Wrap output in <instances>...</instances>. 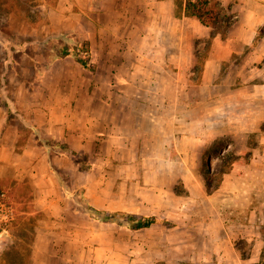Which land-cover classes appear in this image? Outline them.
Returning <instances> with one entry per match:
<instances>
[{"label":"rangeland","instance_id":"rangeland-1","mask_svg":"<svg viewBox=\"0 0 264 264\" xmlns=\"http://www.w3.org/2000/svg\"><path fill=\"white\" fill-rule=\"evenodd\" d=\"M221 1L232 19L227 33H258L264 0ZM99 2L0 0V106L4 127L17 133L10 158L0 159V264H236L226 261L224 239L229 236L243 264H264V167L253 161L263 150L238 146L237 151L235 145L228 147L232 138L219 137L202 160L200 152L188 154L198 164L175 167L173 182L172 168L143 159L157 154L151 150L154 145L130 151L124 133L117 143L97 140L78 150L87 157L81 160L89 169H82L74 156L59 154L53 161L38 145L25 147L32 133L44 131L30 121L23 106L48 66L46 49L61 42L62 34L87 37ZM244 50L251 65H263L264 39ZM61 68L51 74L57 78V94ZM82 88L78 92L86 93L88 88ZM128 138H134L136 149L138 138ZM37 143L42 144L39 139ZM136 154L140 160L132 158ZM232 167L238 178L230 188L219 189ZM215 190L218 194L211 197ZM87 205L155 216L157 223L134 230L102 222L86 211Z\"/></svg>","mask_w":264,"mask_h":264},{"label":"crops","instance_id":"crops-1","mask_svg":"<svg viewBox=\"0 0 264 264\" xmlns=\"http://www.w3.org/2000/svg\"><path fill=\"white\" fill-rule=\"evenodd\" d=\"M99 3L98 12L88 21L91 29L87 35L95 69L84 68L72 56L46 68L38 88L30 89L27 106L21 105L36 127L76 150H84L87 143L97 140L117 143L122 133L130 151L141 152L149 149L148 143L154 145L151 150L158 155L143 159L154 166L172 168L173 182L177 178L175 167L198 164L197 158L191 156L195 160H189L188 154L196 156L200 152L202 160L219 137L232 138L228 147L235 145L237 151L238 146L264 151V63L254 67L244 53L246 45H254L255 29L231 31L226 36L213 32L187 14L186 0ZM65 61L70 64L65 65ZM56 67H62L60 94L53 90L57 78L51 74ZM83 73L87 74L84 80ZM82 87L88 90L80 94L78 89L84 91ZM4 115L0 106V159L6 160L17 133L4 127ZM128 136L138 138L136 149L134 138ZM37 141L32 133L25 147L36 144L53 161L62 157L48 152ZM263 154L257 159L255 153L253 160L261 168ZM132 158L141 157L136 154ZM238 175L232 167L224 173L219 189L230 188ZM217 190L211 197L218 194ZM225 192L231 195L229 190ZM225 229L229 231L228 226ZM224 241L228 246L226 261L243 264L231 236Z\"/></svg>","mask_w":264,"mask_h":264},{"label":"trees","instance_id":"trees-1","mask_svg":"<svg viewBox=\"0 0 264 264\" xmlns=\"http://www.w3.org/2000/svg\"><path fill=\"white\" fill-rule=\"evenodd\" d=\"M228 9L224 8L220 0H186V12L188 15L198 18L202 24L212 28L213 32L227 35L228 28L232 24L231 16L228 15ZM264 37V23L258 29L255 41ZM58 38L61 42L54 43L50 49H46L45 57L48 61V68L53 62L68 56H72L76 62L84 68L94 70L96 65L93 59L91 43L87 37L74 39L66 34ZM37 138L41 141L48 152H55L60 155L74 156L75 161L82 169H89L90 166H83L82 157L78 150L72 148L68 143L56 139L52 135H44L38 131ZM61 181V176L58 174ZM86 211L95 219L102 222H112L123 227L134 230L148 228L157 223L155 216L138 215L126 211H109L97 208L93 205H87Z\"/></svg>","mask_w":264,"mask_h":264}]
</instances>
